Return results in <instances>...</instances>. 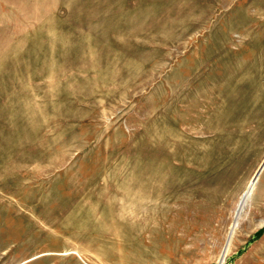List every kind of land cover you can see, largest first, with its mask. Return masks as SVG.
Instances as JSON below:
<instances>
[{
  "label": "rangeland",
  "instance_id": "374dc122",
  "mask_svg": "<svg viewBox=\"0 0 264 264\" xmlns=\"http://www.w3.org/2000/svg\"><path fill=\"white\" fill-rule=\"evenodd\" d=\"M0 264H264V0H0Z\"/></svg>",
  "mask_w": 264,
  "mask_h": 264
},
{
  "label": "bare ground",
  "instance_id": "6f19581e",
  "mask_svg": "<svg viewBox=\"0 0 264 264\" xmlns=\"http://www.w3.org/2000/svg\"><path fill=\"white\" fill-rule=\"evenodd\" d=\"M189 139V138H188ZM183 156V155H182ZM179 159V158H178ZM244 196V195H243ZM246 200H248V199H246ZM246 202V201H245ZM150 222V221H149ZM146 226V225H145ZM145 229V228H144Z\"/></svg>",
  "mask_w": 264,
  "mask_h": 264
}]
</instances>
